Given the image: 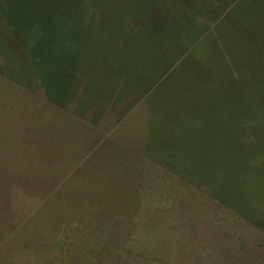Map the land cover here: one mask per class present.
Wrapping results in <instances>:
<instances>
[{"label":"rangeland","instance_id":"rangeland-1","mask_svg":"<svg viewBox=\"0 0 264 264\" xmlns=\"http://www.w3.org/2000/svg\"><path fill=\"white\" fill-rule=\"evenodd\" d=\"M15 1L0 38L28 71L0 56V264H264V67L245 52L264 43L221 29L251 0H88L48 22L47 0Z\"/></svg>","mask_w":264,"mask_h":264},{"label":"trees","instance_id":"trees-1","mask_svg":"<svg viewBox=\"0 0 264 264\" xmlns=\"http://www.w3.org/2000/svg\"><path fill=\"white\" fill-rule=\"evenodd\" d=\"M12 1H15V0H12ZM28 1H29V3L31 2L30 3L31 5L35 4V2L33 0H28ZM36 1H37L36 5H40L41 7L43 6V4H44L43 1H42L43 4L40 3L41 0H36ZM82 1L83 2L81 4V6L77 5V7H75L77 9H75V8L71 7V5L74 3L73 0H47V2L44 4L45 5V9H43L45 11V21L48 22L53 17H55V15L58 13V11L60 9L61 10L64 9L65 7H63V4L64 5H66V4L69 5L70 4V9L65 10L64 12H67V11L73 12V16L77 17V19L82 18L81 15L82 16L85 15L86 11H87V8H86L87 6L85 5L84 1H88V0H82ZM103 1H105V0H91L90 3L96 6L95 2H97L101 6L104 3ZM141 3H143V2L141 1ZM239 3H241V5H239ZM253 4H254V2L252 0H251V5L248 2L247 3L246 2H243V3L242 2H237L236 6H238L239 8L236 7L235 11L234 10H230L232 13L229 12V14H228L229 15V17H228L229 19L226 21L227 23L225 24V26L223 25V27L221 29H222V31L224 33H228L229 32V34L231 33L233 35V33L236 32L235 31L236 28H239L238 25H235L234 21L235 20H240L242 25L245 27V29H247V35L251 36V34H253V36H254L253 39L257 42V46L260 48V42L264 43V0L263 1L258 0L257 4H259V5L256 4V6H253ZM15 6H17L16 9L18 10L19 5L17 4L16 1H15ZM248 6H251V7H248ZM48 7H56V9L54 11H52V12H49L50 10L47 9ZM253 7H255L256 9H254ZM0 9L3 11V7H1V4H0ZM21 9L25 10L30 15H35L34 13H31L30 10L26 9L24 6H21L19 8V10H18L19 13H21L20 12ZM71 15H72V13H71ZM230 15H233V16H230ZM254 15L258 16L260 19L259 20H255L254 19ZM15 20L18 21V22H17V24H14V26H16L18 28L23 27L22 26L23 23L27 22V21L21 20L19 17L15 18ZM80 23L83 24L82 21ZM24 26H26V25H24ZM73 30L75 31V37H76L74 45H73V43H70L69 45L68 44L67 45H68V48L72 47V50H71L72 54L71 55L73 56V58L75 56L76 63H77V60H78V64L80 63V65H82V63L85 62L84 58L86 57V54L91 50L92 47L91 46L86 47L84 45V42H83L84 40H82V37L84 35H88L87 32H86V27H85L84 24L83 25H79L77 31L75 29H73ZM231 36H229V37H231ZM79 39L82 42L78 41ZM247 44H248V42L246 43L244 41H241V43H240V45L238 47H239V49H242V51H243L244 48H246L248 46ZM25 46L26 45L24 44L22 48H24ZM262 47L264 49V44H263ZM39 51H40L39 48L35 47L34 53H39ZM245 52H246V58H249L251 60V62H252V65L249 66V69L252 68V67L253 68L254 67H256V68H263L264 67V57H263L264 54H262V53H257L256 54V52H255L254 55H252L251 50L248 51V49H246ZM48 53L50 55L46 56V58H49L47 60V63H46L45 60L44 61L39 60V61H41L40 62L41 63V70H43V69L46 70L47 74L49 72H54V73L55 72H59L60 69L58 68V64H55V61H50L51 57H53L52 52L49 50ZM0 54L3 55V56L2 55H0V56L6 62L5 68L9 72L8 74L11 75V79L17 84H21L22 85V83H23L22 80H24V79H25V81L27 83V78H25L24 75H22V73L23 72L25 73L26 71H28L27 70L28 68L21 66L16 61V59L13 58V56H12L13 53L8 50L7 45L2 40V38H0ZM242 54L244 55V53H242ZM79 56H80V58H79ZM38 57H40V56L34 55V56L31 57V60L36 61V63H32L31 64V67H36V66H33V65L34 64H38V60H37ZM81 59H82V62H80ZM42 62L46 63L45 68L43 67V63ZM48 63H49V65H48ZM83 66H84V64L82 65V67ZM91 67H92V65L90 67H88V70ZM100 67L103 68V65L102 66L100 65ZM36 72H37V70H36ZM241 74L244 75L243 73H241ZM27 77L29 78V76H27ZM41 77L43 78V84L47 88V90H49L51 93H52V91L54 93H57L56 91L59 89V86H57V85H55L53 83L52 84L50 83L49 78H51V76L48 74V77H47V75L45 73H42ZM60 87L63 90L65 88L63 86H60ZM212 142H214V141L212 140ZM205 158H207V155L205 156Z\"/></svg>","mask_w":264,"mask_h":264}]
</instances>
